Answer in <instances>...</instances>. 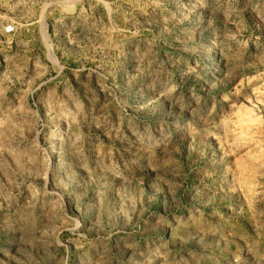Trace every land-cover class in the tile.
<instances>
[{"label": "rangeland", "instance_id": "obj_1", "mask_svg": "<svg viewBox=\"0 0 264 264\" xmlns=\"http://www.w3.org/2000/svg\"><path fill=\"white\" fill-rule=\"evenodd\" d=\"M0 264H264V0H0Z\"/></svg>", "mask_w": 264, "mask_h": 264}, {"label": "built area", "instance_id": "obj_2", "mask_svg": "<svg viewBox=\"0 0 264 264\" xmlns=\"http://www.w3.org/2000/svg\"><path fill=\"white\" fill-rule=\"evenodd\" d=\"M4 31L6 33H13L15 31V27L12 24H8L5 26Z\"/></svg>", "mask_w": 264, "mask_h": 264}]
</instances>
